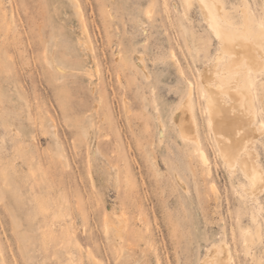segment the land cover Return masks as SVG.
I'll use <instances>...</instances> for the list:
<instances>
[{"label": "rangeland", "instance_id": "obj_1", "mask_svg": "<svg viewBox=\"0 0 264 264\" xmlns=\"http://www.w3.org/2000/svg\"><path fill=\"white\" fill-rule=\"evenodd\" d=\"M207 5L264 42V0H0V264H216L223 245L264 264V188L228 167L205 91L249 75L256 126L264 55L222 70Z\"/></svg>", "mask_w": 264, "mask_h": 264}, {"label": "bare ground", "instance_id": "obj_2", "mask_svg": "<svg viewBox=\"0 0 264 264\" xmlns=\"http://www.w3.org/2000/svg\"><path fill=\"white\" fill-rule=\"evenodd\" d=\"M203 1L206 2V0ZM210 7V5H207L212 18L210 26L213 27V32L219 42V53L222 56L226 55L228 57L227 64L222 67V70L227 68L229 71H232V69L238 68L241 63H244L248 69H259L263 65L264 42L258 43L252 41L246 35L240 33V31L217 22L213 18L215 14L210 11L212 10ZM262 34H264V29L261 28L259 36H262ZM261 41H264V38ZM232 72H229V74ZM232 75L239 78L240 82L206 84L207 113L215 136L219 141L218 146L228 167L234 169L239 164L244 176L248 180L245 188L246 192L255 195L258 191L260 192V189L264 188V185L259 188L261 183L263 184L264 182H260L259 180L262 179L263 173L261 174V169L259 170V167L253 161L254 155L252 156L253 150H251V146L254 138L259 136L258 133H264V119L258 120L256 126H254L257 114L256 109L253 107L252 94L248 86L251 85L250 76L245 75L244 77L242 73L240 75L235 72ZM179 116L181 132L184 135L195 138L193 117L184 106L180 108ZM200 158L203 163L207 160L206 154L202 150ZM257 176L260 178L257 179ZM244 233L245 240L252 241L248 231L246 230ZM212 258L216 264H227L228 248L223 245L222 254L215 255L213 253Z\"/></svg>", "mask_w": 264, "mask_h": 264}, {"label": "snow or ice", "instance_id": "obj_3", "mask_svg": "<svg viewBox=\"0 0 264 264\" xmlns=\"http://www.w3.org/2000/svg\"><path fill=\"white\" fill-rule=\"evenodd\" d=\"M261 28L264 29V22H262V24H261Z\"/></svg>", "mask_w": 264, "mask_h": 264}]
</instances>
